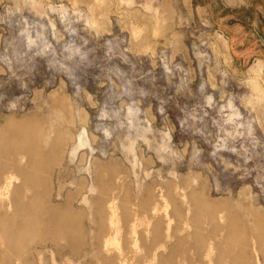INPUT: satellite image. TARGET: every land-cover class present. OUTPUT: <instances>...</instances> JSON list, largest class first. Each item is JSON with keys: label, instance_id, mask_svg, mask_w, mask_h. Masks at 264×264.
Wrapping results in <instances>:
<instances>
[{"label": "rangeland", "instance_id": "obj_1", "mask_svg": "<svg viewBox=\"0 0 264 264\" xmlns=\"http://www.w3.org/2000/svg\"><path fill=\"white\" fill-rule=\"evenodd\" d=\"M31 118L42 143L59 131L47 183L83 226L75 251L64 239L34 242L33 264L140 257L148 199L162 236L165 214L174 236L204 233L200 257L192 238L171 257L162 249L168 264H214L210 224L193 223L186 195L264 228V0H0V125ZM96 166L112 168L119 231L98 232L92 216L105 188L93 184Z\"/></svg>", "mask_w": 264, "mask_h": 264}, {"label": "bare ground", "instance_id": "obj_2", "mask_svg": "<svg viewBox=\"0 0 264 264\" xmlns=\"http://www.w3.org/2000/svg\"><path fill=\"white\" fill-rule=\"evenodd\" d=\"M65 112L66 109L63 113ZM41 125L42 121L38 118L18 123L6 120L0 125V264H33L30 257L39 246H32L36 241L48 240L57 248L58 240L64 239L73 251L83 245L80 236L83 230L82 215L76 207L68 203V196L64 203H53L47 183L52 169L60 163L62 138L54 127L46 142L42 143ZM94 171L96 176L93 184L105 185L90 200L92 216L99 221L98 232L103 233L106 227L118 230L120 226L118 223L114 224L113 220L117 217L116 202L119 200L118 197L108 200V188L111 186L109 172L112 168L105 170L96 166ZM17 181H21V185L15 186ZM186 197L194 207L193 223L197 224L203 216L210 224L205 235L212 240L209 253L205 257H209L214 250V264H264V228L261 224L240 220L223 203L208 201L194 193ZM58 198L59 193L55 200ZM149 200L142 207L139 205L141 214L146 219L145 225L141 224V228L142 225L145 226L142 237L147 241L146 237L150 235L151 240L149 244L143 245L144 253L140 257L132 258L117 255L118 257L105 258L97 264H119L118 260H122L121 264H168V255L184 251L192 238L195 239L194 258L200 257L204 248V241H201L204 235L202 227L197 226L192 235L174 236L175 230L169 231L168 222L172 221V217L165 214L168 221L162 236V222L157 218L159 215L156 212L158 207L145 206ZM11 208H14V212L8 213ZM224 212L228 217L226 221ZM123 214L126 219L131 215L130 207L125 203ZM162 249L167 250L168 255L164 256Z\"/></svg>", "mask_w": 264, "mask_h": 264}]
</instances>
